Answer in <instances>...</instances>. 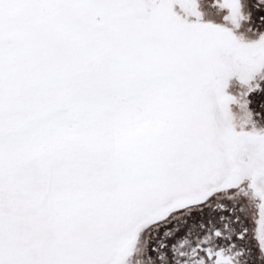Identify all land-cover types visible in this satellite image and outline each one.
<instances>
[{"label": "snow or ice", "instance_id": "6c2138e0", "mask_svg": "<svg viewBox=\"0 0 264 264\" xmlns=\"http://www.w3.org/2000/svg\"><path fill=\"white\" fill-rule=\"evenodd\" d=\"M0 264H264V0H0Z\"/></svg>", "mask_w": 264, "mask_h": 264}]
</instances>
